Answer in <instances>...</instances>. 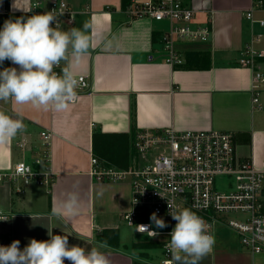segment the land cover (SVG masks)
<instances>
[{"label": "crops", "instance_id": "0c3cea01", "mask_svg": "<svg viewBox=\"0 0 264 264\" xmlns=\"http://www.w3.org/2000/svg\"><path fill=\"white\" fill-rule=\"evenodd\" d=\"M32 0H0V29L6 20L26 18ZM50 0H42V6ZM72 21L62 31L91 25L90 49L78 62H69L73 74L87 77L88 87L78 92L66 112L37 110L31 105L0 101V111L23 119L26 131L7 145L0 144V171L31 159L41 147V131H49L52 180L15 190V182L0 181V240H19L23 249L30 239L48 240L67 235L69 246L97 248L110 264H161L157 246L146 236L125 230L123 213L130 205L128 181L98 180L91 173V156L106 167L127 168L131 141L143 128L177 131L225 130L233 134L235 153L264 168V1L186 0L194 9V24L211 23L208 41L177 40L183 62L165 61L161 36L169 23L130 18L129 0H65ZM15 6V7H14ZM252 8V17L246 13ZM259 20H263L261 24ZM252 44L260 56L256 67L241 66V50ZM17 67L5 60L0 71ZM258 70V106L254 105L251 80ZM108 144V154L101 147ZM127 156V166H121ZM77 191L81 210L71 220L52 215L67 194ZM7 219V220H3ZM115 232L117 246L98 235ZM213 251L200 264H253L262 261L241 247L236 232L221 223L214 226ZM136 244L137 246H134ZM159 250V251H160ZM163 253L161 252V258ZM64 264H71L65 260Z\"/></svg>", "mask_w": 264, "mask_h": 264}, {"label": "built area", "instance_id": "2783aa9c", "mask_svg": "<svg viewBox=\"0 0 264 264\" xmlns=\"http://www.w3.org/2000/svg\"><path fill=\"white\" fill-rule=\"evenodd\" d=\"M262 4V0H254L252 7H261ZM51 11L58 18L60 30L64 23L72 21L73 11L65 0H50L45 7L42 0H32L25 16ZM125 12L130 18L169 23V28L161 36V44L165 61L170 64L183 62L176 49L177 40L204 42L212 35L211 23H193L195 9L186 0H129ZM246 15L252 17V8ZM259 22L262 24L263 20ZM51 26L55 27L54 24ZM260 55L250 43L241 50L238 62L241 66L253 68L256 67L255 58ZM64 68L70 70L69 63L62 61L54 71L62 73ZM73 75L78 81L77 98L78 92L84 91L89 83L85 75ZM261 77V72L256 70L251 80L252 102L256 106L259 105L257 89ZM40 135L41 147L34 148L31 161L21 160L8 171H0V181H14L17 192L30 182L48 184L52 180L48 166L51 133L43 130ZM232 137L231 131L216 129H139L131 141L129 167H106L97 157L91 156L90 173L98 180L129 182L130 205L123 213V221L135 233L161 247V264L171 258L169 234L176 224L169 214V205L177 212L191 209L205 220L212 235L216 223L232 228L239 244L252 255H258L264 252V168L255 167L249 158L238 157ZM153 212L164 219L168 227L156 228L150 221ZM137 225L150 226V231H157L160 235L150 237L148 233L137 232ZM11 242L0 240V245L7 246ZM253 264H264V261Z\"/></svg>", "mask_w": 264, "mask_h": 264}, {"label": "clouds", "instance_id": "9594fccd", "mask_svg": "<svg viewBox=\"0 0 264 264\" xmlns=\"http://www.w3.org/2000/svg\"><path fill=\"white\" fill-rule=\"evenodd\" d=\"M15 7V6H14ZM55 25V27L51 25ZM91 25L85 22L82 28L68 31L59 29L58 18L51 12L33 14L27 18L6 20L0 29V65L5 60L17 67L0 71V101L16 105H31L37 110L66 112L76 99L75 89L78 81L73 73L64 68L62 73L54 71L61 62H78L90 49ZM13 118L0 111V144L7 145L18 134L26 131L23 119ZM170 215L176 224L171 231L168 249L170 260L165 264H200L210 254L215 245V237L208 232L205 220L185 208L171 210ZM81 210L77 191L67 194L53 209L52 215L59 219L71 220ZM7 220V219H3ZM156 228L168 227L156 212L150 216ZM136 231L148 233L150 237L160 235L150 231L147 225H137ZM49 239L39 241L35 238L21 249L20 241L13 240L10 245H0V264H110L109 259L97 248L69 246L67 235L48 233Z\"/></svg>", "mask_w": 264, "mask_h": 264}, {"label": "trees", "instance_id": "16d2710c", "mask_svg": "<svg viewBox=\"0 0 264 264\" xmlns=\"http://www.w3.org/2000/svg\"><path fill=\"white\" fill-rule=\"evenodd\" d=\"M127 0H122V6H124V4L126 3ZM264 1V0H262ZM105 144V143H104ZM108 144H105L104 146L101 147V153L104 154L106 156V154H108ZM122 165L121 166H127V156L125 158V160L123 162H121ZM98 239L103 241V242H110L111 244L113 245H116L117 246V236L115 234V232H112V231H108V230H105L104 232H102L101 234L98 235ZM157 246V244L155 243H143V244H140V245H136L134 244V246H137V247H140V246Z\"/></svg>", "mask_w": 264, "mask_h": 264}, {"label": "rangeland", "instance_id": "374dc122", "mask_svg": "<svg viewBox=\"0 0 264 264\" xmlns=\"http://www.w3.org/2000/svg\"><path fill=\"white\" fill-rule=\"evenodd\" d=\"M157 22H159L160 24H163V23H168L167 21H165V20H162V21H158V20H156ZM28 156H30V158L29 159H25L24 161L25 162H29V161H31V155L30 154H27ZM220 183H223V180L222 181H219ZM30 183H33V182H30ZM16 184V183H15ZM43 185H47V184H43ZM123 227H125V230H127L128 232H130V227L129 226H127L126 224H124V226ZM130 236H131V232H130ZM242 247V246H241ZM160 249H154V251H151L152 253H154V254H157V257H158V259L160 260L161 259V252H162V249L159 251ZM258 256H260V258H261V260L262 261H264V252H262V253H260V254H258Z\"/></svg>", "mask_w": 264, "mask_h": 264}]
</instances>
